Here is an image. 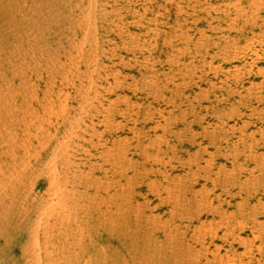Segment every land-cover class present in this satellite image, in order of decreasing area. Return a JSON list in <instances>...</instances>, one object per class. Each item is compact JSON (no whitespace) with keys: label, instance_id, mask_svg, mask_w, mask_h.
<instances>
[{"label":"rangeland","instance_id":"374dc122","mask_svg":"<svg viewBox=\"0 0 264 264\" xmlns=\"http://www.w3.org/2000/svg\"><path fill=\"white\" fill-rule=\"evenodd\" d=\"M0 264H264V0H0Z\"/></svg>","mask_w":264,"mask_h":264}]
</instances>
